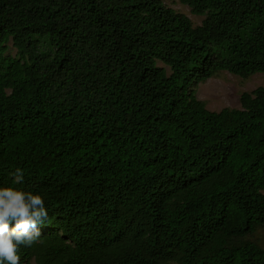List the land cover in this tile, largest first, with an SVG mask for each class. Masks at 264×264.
Segmentation results:
<instances>
[{
  "label": "trees",
  "instance_id": "obj_1",
  "mask_svg": "<svg viewBox=\"0 0 264 264\" xmlns=\"http://www.w3.org/2000/svg\"><path fill=\"white\" fill-rule=\"evenodd\" d=\"M0 0V187L43 197L20 264H264V0ZM16 168L22 184H13Z\"/></svg>",
  "mask_w": 264,
  "mask_h": 264
},
{
  "label": "clouds",
  "instance_id": "obj_2",
  "mask_svg": "<svg viewBox=\"0 0 264 264\" xmlns=\"http://www.w3.org/2000/svg\"><path fill=\"white\" fill-rule=\"evenodd\" d=\"M13 184H22L24 172L16 168ZM48 220L43 197L15 187H0V264H20V247L30 248L40 237V226Z\"/></svg>",
  "mask_w": 264,
  "mask_h": 264
},
{
  "label": "rangeland",
  "instance_id": "obj_3",
  "mask_svg": "<svg viewBox=\"0 0 264 264\" xmlns=\"http://www.w3.org/2000/svg\"><path fill=\"white\" fill-rule=\"evenodd\" d=\"M163 4L176 12L186 15L193 24H200L203 17L196 16L178 0H162ZM257 87H264V74H254L248 78H240L223 72L194 87L195 97L202 101L206 108L218 111L222 108H238L239 96L242 92H251ZM29 264H35L33 260Z\"/></svg>",
  "mask_w": 264,
  "mask_h": 264
}]
</instances>
